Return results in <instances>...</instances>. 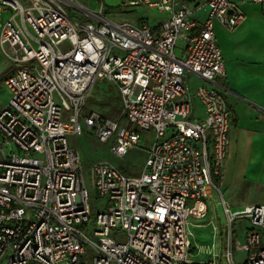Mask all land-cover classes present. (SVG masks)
Returning <instances> with one entry per match:
<instances>
[{
    "label": "built area",
    "instance_id": "obj_1",
    "mask_svg": "<svg viewBox=\"0 0 264 264\" xmlns=\"http://www.w3.org/2000/svg\"><path fill=\"white\" fill-rule=\"evenodd\" d=\"M243 1L261 4L264 14V0ZM67 4L87 19L73 20ZM139 4L168 16L140 25L113 22L103 8L86 11L77 0H0V49L14 67L4 80L10 100L0 109V264L194 263L189 222L207 216L233 125L216 82L225 60L215 24L232 29L244 16L233 0L128 2ZM206 4L200 23L193 13ZM188 73L213 85L192 90ZM105 78L121 97L128 126L94 109L84 115ZM194 100L203 117L195 116ZM137 128L155 135L138 175L111 161L91 165L89 179L103 202L92 216L82 154L70 137L89 130L101 142L113 139L110 151L123 158L141 140ZM224 208L222 259L238 264L236 246L245 252L242 264H264V204ZM240 219L249 223L241 243L233 232Z\"/></svg>",
    "mask_w": 264,
    "mask_h": 264
},
{
    "label": "crops",
    "instance_id": "obj_2",
    "mask_svg": "<svg viewBox=\"0 0 264 264\" xmlns=\"http://www.w3.org/2000/svg\"><path fill=\"white\" fill-rule=\"evenodd\" d=\"M233 1L239 3L244 19L232 29L219 21L215 24L217 43L225 60V76L216 82L225 92L232 111L233 125L229 131L230 147L223 171L216 178V186L210 188L206 201L217 191L222 202L239 209L264 204V14L261 4ZM67 8L73 7L69 4ZM200 12L195 13L198 15ZM6 14L10 13L4 12L3 19ZM76 14H81V17L74 18ZM86 14L77 11L72 18L85 20ZM207 14L208 12L201 19L197 15L193 17L203 23ZM136 24L141 25L143 22L138 20ZM180 42L184 46V42ZM188 74L200 80L198 85H213L193 73ZM193 105L195 116L203 117L201 104L194 100ZM248 227L249 223L245 228ZM244 258L238 264H242Z\"/></svg>",
    "mask_w": 264,
    "mask_h": 264
},
{
    "label": "rangeland",
    "instance_id": "obj_3",
    "mask_svg": "<svg viewBox=\"0 0 264 264\" xmlns=\"http://www.w3.org/2000/svg\"><path fill=\"white\" fill-rule=\"evenodd\" d=\"M199 1L202 4L207 0ZM77 2L83 8L87 10L90 9L93 12H100L103 8L105 10L106 17L113 22L128 21L136 24L139 20L143 23L150 21L151 25H155L167 16L166 12H161L157 8L154 9L147 4L130 6L128 5L129 0H77ZM189 5L192 9L194 8L192 2H189ZM68 10L71 16L74 12H79V10L75 7ZM208 11L209 5L206 4L202 7V10L198 15L193 13V16L197 15V17L201 19ZM8 16L9 14H6V17ZM80 17L81 14H76L74 16V18ZM31 32L36 34L32 27ZM34 45L38 46V42L34 41ZM182 47V42L178 41L175 47L176 54L178 56H182ZM13 68V65L6 56H3L0 49V109L6 107L10 100V90L7 85L4 84V80L5 77L14 70ZM186 79L190 89L192 90L200 84V80L193 75L190 76L188 74ZM83 109L84 115L90 114L94 109L102 113L105 117H109L120 122L121 125H129L126 117L122 115L123 108L121 107V97L117 93L114 85L106 78L102 80L98 79L90 93V96L87 98ZM137 130L142 135L141 140L137 146L130 148L128 154L123 158L117 157L112 151H110L113 139L108 141V143L101 142L98 137L92 134L89 130H85V132L79 136L70 137L72 145L82 154L84 173L90 195L89 204L90 209H92V216H95L97 212L103 210V202L101 198H98L97 195H95V191L89 179L91 165L95 161L99 160L111 161L115 165H118L121 171L125 174L130 176L138 175L145 165L144 162L148 154V148L150 147L155 135L153 129L147 131L137 128ZM208 200L206 201V204H208L207 216L197 220L190 219L189 222V233L191 234V241L195 248L191 252V259L189 262H194V264L207 263L215 258L217 260L219 258L221 264H230L228 261L222 259L221 256L225 251V247H227L228 241V234L225 232V226L228 219L226 218L224 203L217 191L216 194ZM231 209L236 210L234 208ZM247 225V219H240L233 224L234 238L238 237L240 243L245 240V227ZM241 226H243V228H241ZM233 251L234 260H236L237 263L242 261L245 256V252L243 250L239 251L236 246ZM89 259L90 258H88V261ZM84 264L89 263L86 261Z\"/></svg>",
    "mask_w": 264,
    "mask_h": 264
},
{
    "label": "trees",
    "instance_id": "obj_4",
    "mask_svg": "<svg viewBox=\"0 0 264 264\" xmlns=\"http://www.w3.org/2000/svg\"><path fill=\"white\" fill-rule=\"evenodd\" d=\"M192 245H193V243H192ZM194 264V263H193ZM199 264H201V263H199Z\"/></svg>",
    "mask_w": 264,
    "mask_h": 264
}]
</instances>
